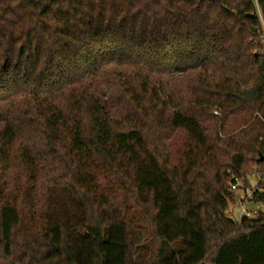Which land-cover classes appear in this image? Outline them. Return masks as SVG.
Wrapping results in <instances>:
<instances>
[{
    "label": "trees",
    "instance_id": "1",
    "mask_svg": "<svg viewBox=\"0 0 264 264\" xmlns=\"http://www.w3.org/2000/svg\"><path fill=\"white\" fill-rule=\"evenodd\" d=\"M263 39L264 0H0V264H107L114 230L173 264L171 208L200 264H264V212L224 216L264 174Z\"/></svg>",
    "mask_w": 264,
    "mask_h": 264
},
{
    "label": "rangeland",
    "instance_id": "2",
    "mask_svg": "<svg viewBox=\"0 0 264 264\" xmlns=\"http://www.w3.org/2000/svg\"><path fill=\"white\" fill-rule=\"evenodd\" d=\"M261 45L264 49V39L262 40ZM134 213L135 212L132 210V214L134 215V217H136V214ZM192 216V219L197 222V218L194 215ZM224 216L233 221L234 223H239L242 219L240 207L235 203H229L228 208L224 213ZM11 221L12 215L10 213H6V228H8V225ZM139 223L143 222L140 221ZM190 233V229L187 228L177 218L175 211L171 208L169 215V229L166 235L169 240L178 238L183 239L186 243V250L174 256L173 264H200L202 262V257L198 253L197 245L190 240ZM122 244V232L120 230H114L111 243L108 244L106 247V252L108 256L107 264H123Z\"/></svg>",
    "mask_w": 264,
    "mask_h": 264
},
{
    "label": "built area",
    "instance_id": "3",
    "mask_svg": "<svg viewBox=\"0 0 264 264\" xmlns=\"http://www.w3.org/2000/svg\"><path fill=\"white\" fill-rule=\"evenodd\" d=\"M216 114V112H214ZM264 174L259 167H253L251 173L244 181L234 175L228 179V194L231 203L240 207L242 217L247 219L257 218L264 212Z\"/></svg>",
    "mask_w": 264,
    "mask_h": 264
},
{
    "label": "water",
    "instance_id": "4",
    "mask_svg": "<svg viewBox=\"0 0 264 264\" xmlns=\"http://www.w3.org/2000/svg\"><path fill=\"white\" fill-rule=\"evenodd\" d=\"M259 161H261V158L259 159Z\"/></svg>",
    "mask_w": 264,
    "mask_h": 264
}]
</instances>
